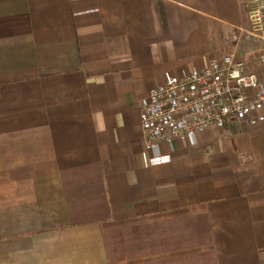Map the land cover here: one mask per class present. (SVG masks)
Listing matches in <instances>:
<instances>
[{
	"label": "crops",
	"instance_id": "obj_1",
	"mask_svg": "<svg viewBox=\"0 0 264 264\" xmlns=\"http://www.w3.org/2000/svg\"><path fill=\"white\" fill-rule=\"evenodd\" d=\"M250 1L0 0V264H264V121L155 148L141 123L213 56L264 77Z\"/></svg>",
	"mask_w": 264,
	"mask_h": 264
},
{
	"label": "built area",
	"instance_id": "obj_2",
	"mask_svg": "<svg viewBox=\"0 0 264 264\" xmlns=\"http://www.w3.org/2000/svg\"><path fill=\"white\" fill-rule=\"evenodd\" d=\"M247 9L250 25L239 28L235 40H264V0L248 2ZM263 110L264 77L247 72L234 52L213 56L203 69L168 76L150 90L141 111L145 145L186 140L204 129L225 128L232 119L257 124L264 121Z\"/></svg>",
	"mask_w": 264,
	"mask_h": 264
},
{
	"label": "rangeland",
	"instance_id": "obj_3",
	"mask_svg": "<svg viewBox=\"0 0 264 264\" xmlns=\"http://www.w3.org/2000/svg\"><path fill=\"white\" fill-rule=\"evenodd\" d=\"M132 234H130L129 237L112 239L110 243V252L112 258L116 260V262L122 261L123 259L136 260L140 258L141 252H143L142 247L145 246V244L143 242L141 243L140 232L137 234L135 231ZM148 245L155 246V242H149Z\"/></svg>",
	"mask_w": 264,
	"mask_h": 264
}]
</instances>
